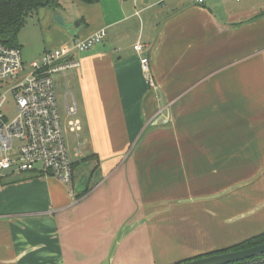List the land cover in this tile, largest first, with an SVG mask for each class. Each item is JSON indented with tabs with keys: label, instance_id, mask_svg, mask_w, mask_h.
I'll use <instances>...</instances> for the list:
<instances>
[{
	"label": "crops",
	"instance_id": "obj_1",
	"mask_svg": "<svg viewBox=\"0 0 264 264\" xmlns=\"http://www.w3.org/2000/svg\"><path fill=\"white\" fill-rule=\"evenodd\" d=\"M61 7L65 26L39 11L40 57L107 32L59 73L78 165L0 183V264H173L263 232L264 0Z\"/></svg>",
	"mask_w": 264,
	"mask_h": 264
},
{
	"label": "built area",
	"instance_id": "obj_2",
	"mask_svg": "<svg viewBox=\"0 0 264 264\" xmlns=\"http://www.w3.org/2000/svg\"><path fill=\"white\" fill-rule=\"evenodd\" d=\"M106 35L101 30L86 39L74 40L71 46L46 51L40 60L30 63L31 71L22 79L25 64L21 48L0 42V183L25 173L52 177L65 185L73 183V162L65 142L53 77L79 67L76 54L90 50ZM134 50L142 53L144 46L137 43ZM141 66L153 85L146 55L141 58ZM13 82L16 83L11 85ZM9 93L17 105V115L12 120L5 111ZM67 109L76 111L75 105H67ZM72 127L77 129L78 123L73 122Z\"/></svg>",
	"mask_w": 264,
	"mask_h": 264
},
{
	"label": "trees",
	"instance_id": "obj_3",
	"mask_svg": "<svg viewBox=\"0 0 264 264\" xmlns=\"http://www.w3.org/2000/svg\"><path fill=\"white\" fill-rule=\"evenodd\" d=\"M82 1L86 3H95L98 0ZM60 6V0H0V42H3L12 47L21 48L20 44L18 43V35L26 23L27 17L34 12L38 13L41 9H52L51 11L55 15L58 12L57 8H59ZM77 165L78 163H73L74 169ZM89 191L90 188L86 185L85 189L83 191H80L77 197L81 198L85 196ZM261 243H264V231L249 238H246L243 241H240L232 246L204 254H199L193 257H188L173 264H178L180 262L211 254L250 248ZM230 264H264V254Z\"/></svg>",
	"mask_w": 264,
	"mask_h": 264
},
{
	"label": "rangeland",
	"instance_id": "obj_4",
	"mask_svg": "<svg viewBox=\"0 0 264 264\" xmlns=\"http://www.w3.org/2000/svg\"><path fill=\"white\" fill-rule=\"evenodd\" d=\"M60 1L62 3L68 4V0H60ZM51 10L52 9H50L49 11H51ZM61 10H62L61 6L59 8H57V11H61ZM52 14H53V17L51 18L52 21L54 23L55 22L57 23V21L55 20V16L57 14L54 15L53 12H52ZM42 17H43L42 12H40V13L34 12V13L30 14L27 17V21H26L25 25L23 26V28L21 29V31L18 35V43L22 46L21 49H22V54L24 57L23 60H24V64H25V69L23 72H21L20 79L24 78L25 76H27L30 73V71H31L30 63L34 60H40V58H41L40 57L41 55L38 53H41L40 49H41L42 40H43V36H42L43 27H42V23H41ZM63 78L64 77L61 76L60 74L59 75L56 74L53 77L54 90H55V94H56L58 109H59V113H60L62 118L65 115V112H64V110H65L64 93H65V91H67V88L65 87V83H63V80H64ZM58 79H59V84L56 85V80H58ZM16 82H13L11 85H14ZM5 111H6V114L10 120L14 119L15 116L17 115V105H16L15 99L11 93L8 94V101L5 105ZM168 122L170 123V121H168ZM166 124H168V123L166 122ZM87 166H88V168H90L89 165H87ZM88 172L89 171L84 173L85 176L88 174ZM9 179L10 178H6L1 183L3 184L4 182L9 181ZM87 182H88V178H87Z\"/></svg>",
	"mask_w": 264,
	"mask_h": 264
},
{
	"label": "water",
	"instance_id": "obj_5",
	"mask_svg": "<svg viewBox=\"0 0 264 264\" xmlns=\"http://www.w3.org/2000/svg\"><path fill=\"white\" fill-rule=\"evenodd\" d=\"M55 20L61 26H65L63 17L60 14L55 16ZM264 254V243L256 246L236 251L211 254L203 257L194 258L178 264H230Z\"/></svg>",
	"mask_w": 264,
	"mask_h": 264
}]
</instances>
